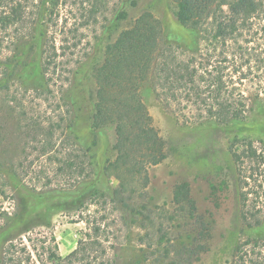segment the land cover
<instances>
[{
	"label": "rangeland",
	"instance_id": "374dc122",
	"mask_svg": "<svg viewBox=\"0 0 264 264\" xmlns=\"http://www.w3.org/2000/svg\"><path fill=\"white\" fill-rule=\"evenodd\" d=\"M26 9L24 22L6 30L0 27V78L9 76L6 85L0 84V253L9 238L22 233L24 220L41 216L31 234L53 231L58 252L65 256L76 248L82 231H87L86 220L91 212L90 218L101 223V240L81 264H167L166 259H160L161 252L148 245L156 242L159 221L165 216L159 206L174 207V187L181 181L190 183L199 213L211 229L209 249L194 264H229L241 240L264 239V217L258 228L243 225L239 198L242 182L230 152V139L235 135L257 137L255 144L264 147V141L260 142L261 137L264 140V99L251 97L248 124L227 127L195 117L146 85L143 98L168 149L162 162L149 166L146 195L137 194L131 200L132 206L125 209L114 203L111 192L106 190L105 199L82 212L73 205L81 189L78 193L60 188L48 191V185L67 183L65 176L54 174L52 168L57 166L48 162L47 153L54 151L50 150L63 137L70 119L77 145L90 148L96 169H102L115 156L114 125L93 126V70L103 61L106 45L147 10L161 21L165 42L185 46L193 37L188 28L178 23L174 0H27ZM121 12L125 18H120ZM62 29L65 34L59 33ZM40 32L46 36L59 33L57 46L65 43L72 53L66 56V71L61 73L58 68L52 74L50 93L44 94L34 91L30 80L41 72L42 40L32 38ZM17 53L20 54L14 57ZM14 60L16 68L10 65ZM29 73L33 74L26 80ZM65 101L73 104L70 115ZM61 151L58 157L64 158L70 150ZM251 173L247 186L262 191L264 168ZM96 183L100 190H111L117 181L99 176ZM66 203L71 204L70 208ZM261 203L264 204V193ZM18 211H22L19 217ZM175 225L173 237L178 243L190 233L186 228L189 226L178 222Z\"/></svg>",
	"mask_w": 264,
	"mask_h": 264
},
{
	"label": "trees",
	"instance_id": "16d2710c",
	"mask_svg": "<svg viewBox=\"0 0 264 264\" xmlns=\"http://www.w3.org/2000/svg\"><path fill=\"white\" fill-rule=\"evenodd\" d=\"M174 2L178 23L188 28L193 37L187 45L165 42L161 21L147 10L106 45L103 61L94 67L93 126L114 125V158L107 160L102 169L100 166L96 169L90 148L77 145L71 119L63 137L53 144L50 151H54L47 153L48 162L57 166L52 168L54 174L65 176L67 181L60 186L48 185L47 190L60 188L78 193L81 189L73 200L76 210H90L97 200L105 199L107 191L111 192L114 203L121 208H130L131 200L137 194L145 196L147 193L149 166L159 164L167 157L166 140L155 126L143 98L144 86H152L168 103H177L201 120L227 127L248 124L251 97L264 99L261 96L264 95V0ZM1 7L0 27L3 30L24 22L27 0H0ZM119 16L125 18L126 14L121 12ZM62 32L65 34L64 29L59 33ZM57 34L46 36L40 32L32 37L42 40L39 50L41 72L31 78L33 73L24 76L26 80H32L31 86L38 94L50 93L52 74L58 68L61 73L66 71L65 59L72 54L68 52L69 45L60 43L57 46ZM10 65L16 68L17 60ZM8 77L2 76L0 84L6 85ZM253 90L256 94L251 92ZM72 105L65 101L69 115ZM256 138L244 134L230 139V152L242 182L239 192L241 219L249 229L260 227L264 217V204L261 203L264 189L248 187L251 170L264 168V147L255 144L259 141ZM263 141L261 137L260 142ZM63 148L70 151L68 156L60 158ZM56 159L59 163H55ZM99 176L115 179L116 186L111 190L107 187L100 190L96 183ZM173 203L172 209L165 204L159 206L165 216L159 221L156 242L148 247L154 246L160 251V259H166L167 264H194L200 254L209 249L210 224L199 213L188 181L175 185ZM65 206L70 208L71 204ZM21 214L22 211H18L16 216ZM90 215L88 212L87 231H82L76 248L65 256L58 252L53 231L31 234L40 224L41 216L24 220L22 233L17 238H9L1 250L0 264H81L101 240V223L95 217L91 219ZM175 222L189 226L186 228L190 232L178 243L173 237ZM149 240L155 238L149 237ZM229 264H264V239L241 240Z\"/></svg>",
	"mask_w": 264,
	"mask_h": 264
}]
</instances>
